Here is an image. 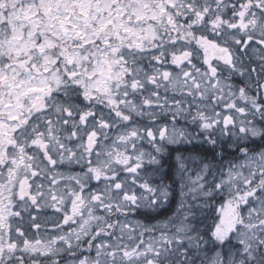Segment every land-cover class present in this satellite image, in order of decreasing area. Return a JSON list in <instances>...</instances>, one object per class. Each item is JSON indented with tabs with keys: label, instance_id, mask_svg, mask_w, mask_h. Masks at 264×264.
Masks as SVG:
<instances>
[{
	"label": "snow or ice",
	"instance_id": "6c2138e0",
	"mask_svg": "<svg viewBox=\"0 0 264 264\" xmlns=\"http://www.w3.org/2000/svg\"><path fill=\"white\" fill-rule=\"evenodd\" d=\"M0 264H264V0H0Z\"/></svg>",
	"mask_w": 264,
	"mask_h": 264
}]
</instances>
